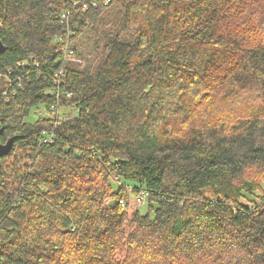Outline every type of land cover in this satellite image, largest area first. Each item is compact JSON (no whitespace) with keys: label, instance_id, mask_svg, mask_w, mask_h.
<instances>
[{"label":"trees","instance_id":"trees-1","mask_svg":"<svg viewBox=\"0 0 264 264\" xmlns=\"http://www.w3.org/2000/svg\"><path fill=\"white\" fill-rule=\"evenodd\" d=\"M78 1L0 0V264H264V0Z\"/></svg>","mask_w":264,"mask_h":264},{"label":"built area","instance_id":"built-area-1","mask_svg":"<svg viewBox=\"0 0 264 264\" xmlns=\"http://www.w3.org/2000/svg\"><path fill=\"white\" fill-rule=\"evenodd\" d=\"M108 2H109V0H106L105 2H104V5H107L108 4ZM79 4L80 5H82L81 7H79ZM89 4L91 5V6H94V4H93V2L91 1V2H89L88 3V1L87 0H79L78 2H76L75 3V7H79V8H81V10H83V11H85V10H87L88 9V7H89ZM69 15H70V12L69 11H64L62 14H61V16H60V20H62V21H68V20H70L69 19ZM68 33L70 34V32L68 31ZM68 39H69V35H68ZM68 45H69V42H68ZM70 46V45H69ZM71 47V46H70ZM67 48H68V46L66 47L65 46V50H66V52L68 53H71L72 54V51H67ZM71 50V49H70ZM74 60V59H73ZM60 76H61V72L60 73H58ZM70 94H68L67 96H69ZM119 203V206H121V207H124V203L122 202V201H119L118 202ZM137 204L138 205H143L144 204V196H140L138 199H137Z\"/></svg>","mask_w":264,"mask_h":264},{"label":"rangeland","instance_id":"rangeland-1","mask_svg":"<svg viewBox=\"0 0 264 264\" xmlns=\"http://www.w3.org/2000/svg\"><path fill=\"white\" fill-rule=\"evenodd\" d=\"M88 1V0H87ZM112 19H113V17H110V18H108V20H106V23H108V22H110V21H112ZM88 58V59H87ZM92 59V55H90L89 57H86V55H85V58L84 59H78V64L80 65V66H82V67H84L90 60ZM35 115V114H34ZM33 115V112L30 114V117H28L27 119H26V121L27 122H33L35 119H36V115L34 116ZM108 203V201L106 200L105 201V204H107ZM110 204L111 203H113V202H109ZM146 206L145 205H142L140 208H139V211H140V213H145V211H146Z\"/></svg>","mask_w":264,"mask_h":264},{"label":"water","instance_id":"water-1","mask_svg":"<svg viewBox=\"0 0 264 264\" xmlns=\"http://www.w3.org/2000/svg\"><path fill=\"white\" fill-rule=\"evenodd\" d=\"M4 50H5V47L0 40V54H2ZM0 135H1V130H0ZM12 143H13V138L9 139L5 144H2L0 142V159H2V157L6 156L10 152V150L12 149Z\"/></svg>","mask_w":264,"mask_h":264}]
</instances>
